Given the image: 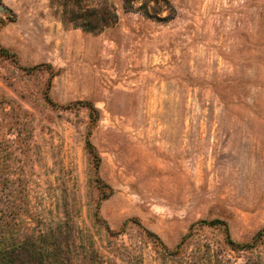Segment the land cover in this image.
I'll return each mask as SVG.
<instances>
[{
  "label": "rangeland",
  "instance_id": "rangeland-1",
  "mask_svg": "<svg viewBox=\"0 0 264 264\" xmlns=\"http://www.w3.org/2000/svg\"><path fill=\"white\" fill-rule=\"evenodd\" d=\"M0 24V139L72 264H264V0H0Z\"/></svg>",
  "mask_w": 264,
  "mask_h": 264
},
{
  "label": "trees",
  "instance_id": "trees-1",
  "mask_svg": "<svg viewBox=\"0 0 264 264\" xmlns=\"http://www.w3.org/2000/svg\"><path fill=\"white\" fill-rule=\"evenodd\" d=\"M78 6L81 9V5ZM5 10L12 14L10 10ZM95 11L99 12L97 9ZM108 19L107 22L96 23L93 29L99 30L113 23ZM85 30L91 31L89 27ZM0 57L12 60L16 58L13 53L1 46ZM46 101L52 107L62 110L69 108L57 105L48 95H46ZM77 104L87 111L90 127L95 126L99 116L97 109L90 103L78 102ZM28 150V145L20 137L11 141L0 139V264H72L74 259L69 252L71 245L62 237L60 239V222L57 225H49L30 209L28 165L26 167ZM85 150L94 169V182L99 193V201L106 200L112 191L98 177L100 158L89 137L85 141ZM98 211L99 202L95 208L94 220L102 222ZM201 223L207 226L220 225L225 242L234 249L249 246L235 244L230 238L227 225L223 222L201 221ZM31 224L33 227H30ZM260 234L253 239L254 242Z\"/></svg>",
  "mask_w": 264,
  "mask_h": 264
}]
</instances>
